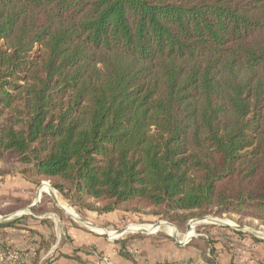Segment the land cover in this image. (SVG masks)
Wrapping results in <instances>:
<instances>
[{
  "label": "trees",
  "instance_id": "1",
  "mask_svg": "<svg viewBox=\"0 0 264 264\" xmlns=\"http://www.w3.org/2000/svg\"><path fill=\"white\" fill-rule=\"evenodd\" d=\"M0 164L79 211L264 223V0H0Z\"/></svg>",
  "mask_w": 264,
  "mask_h": 264
},
{
  "label": "rangeland",
  "instance_id": "2",
  "mask_svg": "<svg viewBox=\"0 0 264 264\" xmlns=\"http://www.w3.org/2000/svg\"><path fill=\"white\" fill-rule=\"evenodd\" d=\"M46 185L61 206L53 201V194L40 192ZM14 221L17 225L0 227V264H13L9 257L28 264H57L63 250L74 264H264L263 222L208 215L174 224L147 213L79 211L49 182L34 186L18 174V167L0 164V224ZM158 223L171 225L179 242L187 234V223L193 225V235L184 241L189 240L186 245L177 246L164 229L154 234L125 232L110 240L105 234ZM87 224L105 230L106 236Z\"/></svg>",
  "mask_w": 264,
  "mask_h": 264
},
{
  "label": "bare ground",
  "instance_id": "3",
  "mask_svg": "<svg viewBox=\"0 0 264 264\" xmlns=\"http://www.w3.org/2000/svg\"><path fill=\"white\" fill-rule=\"evenodd\" d=\"M43 186V185H42ZM50 187L48 185H46V187H43L41 189L40 192H44L48 195H54L55 197V201L56 203L59 204V201L57 200L56 198V195L55 193L51 192ZM60 205V204H59ZM61 206V205H60ZM64 209V211L66 213H68L70 216H72L73 218L77 219V217L72 213L71 210L65 208V207H62ZM211 220H209L210 222ZM212 222V221H211ZM226 224H230L229 222H226ZM91 228H95L93 229L94 231H97L98 233H105L103 230L101 229H96V227H91ZM193 225H189L188 224V230H187V234L186 236L183 238V242L185 240H187L188 238L192 237L193 235ZM167 230V232L169 233V236H175L176 235V232L174 231V228L171 227V225H167V224H164V223H160L158 226L157 225H153V226H142V227H135V226H132V227H129L127 228L125 231H122V232H118V233H105L107 236H108V239L110 240V238H116L117 236L121 235L122 233H125V232H133V233H137V232H146V233H150V234H154L155 232L159 231V230ZM112 240V239H111ZM181 242V243H183Z\"/></svg>",
  "mask_w": 264,
  "mask_h": 264
},
{
  "label": "water",
  "instance_id": "4",
  "mask_svg": "<svg viewBox=\"0 0 264 264\" xmlns=\"http://www.w3.org/2000/svg\"><path fill=\"white\" fill-rule=\"evenodd\" d=\"M52 198H53V201L56 203L55 198H54L53 195H52ZM34 206H35V204L29 206V207L27 208V211H31V209H32ZM59 208H60L62 211H64V209H63L62 207L59 206ZM17 216H19V214H18ZM17 216L15 215L14 217H17ZM69 216H70V215H69ZM14 217H13V218H14ZM5 220H6V219H5ZM7 221H10V220L7 219ZM81 222H83V221L81 220ZM83 223H84V222H83ZM87 225L90 226V227H93V226L90 225V224H87ZM158 225H159V223L157 224V226H158ZM186 226L188 227V223L186 224ZM141 233H143V234H150V233H146V232H143V231H142ZM102 235L106 236L104 233H102ZM171 238L174 240V242H175V244H176L177 246H184V245H186L187 242L189 241V240H188L187 242L181 243V242L178 241V239H177L176 236H172Z\"/></svg>",
  "mask_w": 264,
  "mask_h": 264
},
{
  "label": "crops",
  "instance_id": "5",
  "mask_svg": "<svg viewBox=\"0 0 264 264\" xmlns=\"http://www.w3.org/2000/svg\"><path fill=\"white\" fill-rule=\"evenodd\" d=\"M68 214V213H67ZM10 229V228H9ZM11 230V229H10ZM1 231V230H0ZM9 231V230H8ZM12 231V230H11ZM76 231H72V234H75ZM78 234V233H77ZM79 235V234H78ZM91 241V240H90ZM64 251V252H63ZM61 253L62 254H58V260H57V264H74L73 262V258H70V255L67 254L65 252V250H63Z\"/></svg>",
  "mask_w": 264,
  "mask_h": 264
},
{
  "label": "built area",
  "instance_id": "6",
  "mask_svg": "<svg viewBox=\"0 0 264 264\" xmlns=\"http://www.w3.org/2000/svg\"><path fill=\"white\" fill-rule=\"evenodd\" d=\"M8 260L11 262V263H16V262H19L20 260L17 259V257H9Z\"/></svg>",
  "mask_w": 264,
  "mask_h": 264
}]
</instances>
